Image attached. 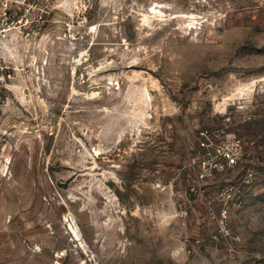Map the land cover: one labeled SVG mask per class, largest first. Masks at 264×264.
I'll list each match as a JSON object with an SVG mask.
<instances>
[{
	"label": "rangeland",
	"instance_id": "rangeland-1",
	"mask_svg": "<svg viewBox=\"0 0 264 264\" xmlns=\"http://www.w3.org/2000/svg\"><path fill=\"white\" fill-rule=\"evenodd\" d=\"M0 72V264H264V0H0Z\"/></svg>",
	"mask_w": 264,
	"mask_h": 264
},
{
	"label": "built area",
	"instance_id": "built-area-1",
	"mask_svg": "<svg viewBox=\"0 0 264 264\" xmlns=\"http://www.w3.org/2000/svg\"><path fill=\"white\" fill-rule=\"evenodd\" d=\"M3 79H4V75H2V73L0 72V83L2 82ZM204 144H206V142ZM227 160H228V163L230 165H236V163L238 161L237 157L233 153H228L227 154Z\"/></svg>",
	"mask_w": 264,
	"mask_h": 264
}]
</instances>
